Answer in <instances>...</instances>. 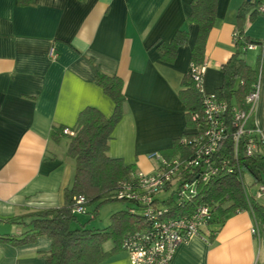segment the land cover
I'll use <instances>...</instances> for the list:
<instances>
[{"label":"crops","instance_id":"1","mask_svg":"<svg viewBox=\"0 0 264 264\" xmlns=\"http://www.w3.org/2000/svg\"><path fill=\"white\" fill-rule=\"evenodd\" d=\"M192 0H0V234L26 230L12 221L31 211L61 206L74 175L68 139L54 141L52 129L71 128L78 113L94 107L109 117L114 103L97 85L93 65L123 79V113L108 155L149 173L150 152L172 147L188 132L179 90L198 26L186 22ZM244 0H218L216 21L205 43L202 87L223 81L220 66L234 53L238 8ZM243 35L260 43L245 59L260 67V98L253 112L264 127V15L242 24ZM188 32L173 63L159 57L157 42L176 30ZM54 47L55 60L48 52ZM27 221V219H26ZM249 212L228 214L213 239L208 229L179 245L170 264H261ZM51 239L0 242V264H46ZM111 246L105 244L106 249ZM257 259V262L255 263ZM97 264H131L119 250Z\"/></svg>","mask_w":264,"mask_h":264},{"label":"trees","instance_id":"2","mask_svg":"<svg viewBox=\"0 0 264 264\" xmlns=\"http://www.w3.org/2000/svg\"><path fill=\"white\" fill-rule=\"evenodd\" d=\"M34 0H17L20 5H30ZM262 0H244L236 15V39L234 53L220 66L223 75L222 84L212 91L217 100L226 104L223 121L226 126L225 139L210 157L213 164L219 165L218 172L208 180L197 183V192L190 198L177 199L171 196H157L154 201L162 208L170 210L169 215H190L199 205H206L211 212L207 227L208 238L213 239L215 232L224 223L228 214L238 211L250 213L253 221L264 220V205L249 192L255 185L264 184V138L255 132L241 137L238 151L234 150L235 111L247 110L246 96L251 92L260 76V67H252L244 58L248 43H260L243 35L242 24L258 13L257 5ZM218 0H192L190 14L186 22L197 24L198 30L191 50L188 68L182 78L179 96L185 105L188 132L176 139L171 148L160 152L167 159L188 156L189 144L182 137L193 135L194 123L191 116L203 109V92L194 79L192 66H204L205 43L216 21ZM188 32L184 27L176 30L169 41L157 42L159 57L166 63H173L178 48L187 44ZM95 80L114 103L109 117L94 107H85L78 113L76 123L67 128L57 126L52 129L51 138L59 141L68 139L67 155L74 160V175L69 187L64 190V202L58 207L42 208L25 215L12 218L22 223L26 230L19 235L0 234V242L11 241L24 244L33 241L38 235L51 239L50 249L45 253L46 264H97L107 259L121 247L122 239L129 233L146 226L139 202L118 196L123 183L133 178L136 168L126 165L121 158L108 155L109 141L115 125L123 113L125 96L123 79L117 75H108L93 65ZM253 114L248 118L245 128L255 129ZM264 136V127H262ZM249 140L254 141L256 149L247 154L245 148ZM189 176L196 172L188 171ZM191 173V174H190ZM250 178V183L246 182ZM192 178H189L191 180ZM78 199H82L78 203ZM118 199L130 203L125 209L112 213L110 223L103 228H90L78 220L77 214L97 212V207L89 211L91 203ZM80 207V210H77ZM27 219V221H26ZM203 229V230H204ZM110 241V249L105 244Z\"/></svg>","mask_w":264,"mask_h":264},{"label":"built area","instance_id":"3","mask_svg":"<svg viewBox=\"0 0 264 264\" xmlns=\"http://www.w3.org/2000/svg\"><path fill=\"white\" fill-rule=\"evenodd\" d=\"M257 12L264 15V0L257 5ZM235 35L236 31L233 34L234 40L237 37ZM255 47V43H248L243 49L250 50ZM48 56L52 60L57 59L58 53L54 47L50 48ZM205 65L192 66L194 79L204 96L201 113L191 116L194 123L193 135L189 138H181L183 143L189 144L188 156L167 159L158 151L150 152L149 157L156 161L153 170L149 173L136 170L133 178L123 183V188L118 192L120 197L125 196L139 202L147 222L144 228L135 230L122 239L121 247L128 254L131 264H170L179 245L193 236L200 235L211 219L210 209L206 205L197 206L190 215L173 216L169 215L168 208H162L154 201L164 192L165 196L177 199L190 198L196 194L199 180L206 181L218 172L219 165L213 164L210 157L227 136L222 117L226 104L217 100L213 92L204 91L202 79ZM259 79L246 96L247 110H238L234 113L235 132L232 137L235 152L238 151V143L242 136L255 132L264 138L262 127L255 124L254 131L245 128L260 98ZM64 133L69 134L70 130L66 128ZM255 149L254 141L249 140L245 148L247 154H251ZM188 171L197 174L189 176ZM189 178L192 179L189 180ZM174 183L176 186L172 189ZM249 193L264 205L262 202L264 201V184L256 186L255 193ZM81 202L82 199H78V203ZM77 210H80V207ZM250 231L258 242V252L262 257L261 264H264V220H254Z\"/></svg>","mask_w":264,"mask_h":264},{"label":"rangeland","instance_id":"4","mask_svg":"<svg viewBox=\"0 0 264 264\" xmlns=\"http://www.w3.org/2000/svg\"><path fill=\"white\" fill-rule=\"evenodd\" d=\"M243 56L245 57V54ZM153 162L156 164L155 160H153ZM250 181V178L246 177V182L250 183ZM172 186L173 189L175 188L176 184L174 183ZM255 190L256 186L254 185L250 191L251 193H255ZM161 195L164 196L165 192ZM129 204L130 203L118 199L108 200L101 203L95 201L94 203H91V205L88 206V209L89 211H92L97 207V212L93 213V215H91V213L77 214V217L81 223H86V225L90 228H103L110 223V217L112 213L121 209H125ZM107 245L110 246L111 242L108 241Z\"/></svg>","mask_w":264,"mask_h":264},{"label":"water","instance_id":"5","mask_svg":"<svg viewBox=\"0 0 264 264\" xmlns=\"http://www.w3.org/2000/svg\"><path fill=\"white\" fill-rule=\"evenodd\" d=\"M247 1H250V0H247Z\"/></svg>","mask_w":264,"mask_h":264}]
</instances>
